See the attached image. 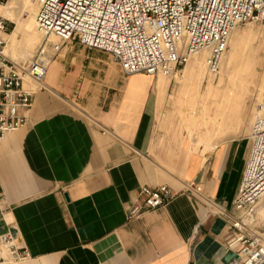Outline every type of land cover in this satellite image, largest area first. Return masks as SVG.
<instances>
[{"label":"crops","instance_id":"crops-1","mask_svg":"<svg viewBox=\"0 0 264 264\" xmlns=\"http://www.w3.org/2000/svg\"><path fill=\"white\" fill-rule=\"evenodd\" d=\"M8 6L0 15L6 17ZM200 58L169 77L125 76L109 53L76 39L51 54L45 89L35 95L27 123L0 143V232L28 253L13 261L0 243V264H227L233 258L224 240L250 131L198 141L185 93L193 85L186 77L194 73L191 62ZM185 184H198L200 194ZM160 185L175 196L128 218L140 188Z\"/></svg>","mask_w":264,"mask_h":264},{"label":"built area","instance_id":"built-area-1","mask_svg":"<svg viewBox=\"0 0 264 264\" xmlns=\"http://www.w3.org/2000/svg\"><path fill=\"white\" fill-rule=\"evenodd\" d=\"M18 0H0V7ZM36 28L44 34L37 55L20 64L5 54L9 19L0 15V143L27 123L35 95L45 89L50 56L71 39L109 53L125 76H172L196 55L209 74L219 71L233 30L246 22L264 23V0H31ZM52 37V38H51ZM263 105L251 126V148L234 199L225 247L227 264H264ZM199 195L198 184H185ZM167 185L142 186L128 218L167 203ZM13 261L28 257L8 233L0 232Z\"/></svg>","mask_w":264,"mask_h":264},{"label":"rangeland","instance_id":"rangeland-1","mask_svg":"<svg viewBox=\"0 0 264 264\" xmlns=\"http://www.w3.org/2000/svg\"><path fill=\"white\" fill-rule=\"evenodd\" d=\"M31 2L33 5H26L25 0H18L9 9L20 23L9 20L5 54L20 64L37 55L44 38L33 22L36 4ZM18 25L21 28L15 31ZM13 30L12 37H7ZM191 63L194 73L186 77L193 85L185 94L190 100L187 111L196 118L198 141L248 136L260 105L264 116V23L246 22L233 30L217 73H207L203 56L199 63Z\"/></svg>","mask_w":264,"mask_h":264},{"label":"bare ground","instance_id":"bare-ground-1","mask_svg":"<svg viewBox=\"0 0 264 264\" xmlns=\"http://www.w3.org/2000/svg\"><path fill=\"white\" fill-rule=\"evenodd\" d=\"M26 1V5L27 4H29V5H33V3L31 2V0H25ZM16 2V1H15ZM13 3V2H12ZM12 3H10V4H12ZM25 5V6H26ZM9 7V6H8ZM12 8V7H11ZM9 9H10V7H9ZM8 9V10H9ZM6 10V9H5ZM5 12V11H4ZM6 17L7 18H9V19H11V20H13V21H15L16 23H20L19 22V19H18V17H14V14H12V12L11 11H8L7 13H6ZM31 19H30V22L26 25L28 28H31ZM34 23H35V16H34V21H33ZM35 26H36V24H35ZM25 27V26H24ZM21 27L18 25L16 28H15V31H17V29H20ZM213 111V110H212ZM211 111V112H212ZM212 115V114H211Z\"/></svg>","mask_w":264,"mask_h":264}]
</instances>
